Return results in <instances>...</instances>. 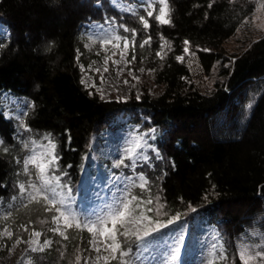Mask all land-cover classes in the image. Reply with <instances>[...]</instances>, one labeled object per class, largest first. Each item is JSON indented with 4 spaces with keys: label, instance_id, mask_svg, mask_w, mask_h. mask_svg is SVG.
I'll return each mask as SVG.
<instances>
[{
    "label": "trees",
    "instance_id": "16d2710c",
    "mask_svg": "<svg viewBox=\"0 0 264 264\" xmlns=\"http://www.w3.org/2000/svg\"><path fill=\"white\" fill-rule=\"evenodd\" d=\"M152 6L155 16L160 5ZM168 6L171 23L161 25L139 0H0V225L15 231L36 217L47 219L43 239L52 238L54 246L39 252L41 262L30 256L31 264H67L54 249L72 253L91 238L74 223L65 229L62 219L69 238L57 235L51 230L55 210L45 211L50 206L44 200H29L30 186L39 187L38 170H25V161L49 140L58 160L47 174L59 176L50 187L79 217L88 210L85 196L112 176L125 179L120 195L152 200L150 217L157 199L165 221L198 210L199 244L214 239L198 264H241L235 237H244L249 226L264 234V34L236 53L224 48L254 2L168 0ZM98 28L110 38H128L134 62L154 68L160 94L105 100L83 86L84 46ZM125 28L136 32L134 48ZM148 37L150 43L140 47ZM185 41L204 72L217 63L219 78L210 89L185 83L188 67L177 60ZM126 123L152 132L133 155L92 164L91 139ZM121 242L131 264L146 247L134 238ZM221 252L226 261L219 260Z\"/></svg>",
    "mask_w": 264,
    "mask_h": 264
},
{
    "label": "rangeland",
    "instance_id": "374dc122",
    "mask_svg": "<svg viewBox=\"0 0 264 264\" xmlns=\"http://www.w3.org/2000/svg\"><path fill=\"white\" fill-rule=\"evenodd\" d=\"M139 1L148 5L157 0ZM252 1L254 2V10L237 27L233 35L224 42V48L229 53L244 50L251 41L264 34V0ZM109 38L107 30L98 28L97 32L85 43L84 48L88 54L84 59L87 60V64H80V78L81 80L82 78L85 79L89 85L94 84L95 87H85V84L83 86L105 100H138L144 96L155 97L160 94L162 87L155 79L154 68L145 63L134 62L133 56L129 53V48L124 59L121 60L120 54L124 51L123 40L117 42L113 39L111 43L102 45L101 42ZM117 43L119 44L118 47L116 46ZM106 56L110 57L107 65L104 62ZM113 61H120V63L115 64ZM127 61H130V63ZM184 62L188 67V75L184 78L187 85L192 84L201 90H207L219 78L217 63L206 73L201 68L196 55L185 56ZM105 67H107V71H105ZM118 121L125 123L126 118L119 117ZM149 132H152V129L146 131L140 124L126 123L125 128L106 133L101 139L96 136L93 137L90 143L92 164L99 166L102 160L105 159L113 162L122 156L133 155L144 143V135ZM47 145L36 146L32 156H39L41 153L47 152ZM124 182V178L111 176L106 180L103 188H94L90 191L85 196L88 206L85 217H94V214H99L103 209L117 202V198L121 196ZM161 205V202L157 199L155 210ZM198 213V210L192 211L191 215L181 217L175 224L153 233L151 237L146 239V247L140 252L133 264H198V259L202 258L209 244L214 241L211 236L207 239V242L199 244L200 239L202 240L203 228H200L201 225L196 222ZM136 215H139V213L137 212ZM162 215L163 212L160 208L159 212L154 213L152 220H159L161 223L166 224L167 221L162 219ZM62 225L60 221L61 231H63ZM145 225H148L147 221H143L141 224H126L125 227L135 230L136 227H144ZM152 226L155 225H149V227ZM25 227L28 228V231L24 230ZM5 229L11 231L13 236L10 239L0 237V264H31L30 256H37L39 262L44 260L39 254L41 251H32L33 246L28 243L16 244V240L19 238L21 241H29L32 239L31 232L35 230L42 234L38 239L43 249L47 247L43 246L44 240L50 241L49 245H51L52 238L43 239V236L48 235L47 219L36 217L35 220L27 222L22 229L15 231L11 230L10 226L0 225V233H3ZM246 231L248 232L244 234V237H235L238 239H235L237 253L242 246L258 252L264 251V234L256 231L251 226ZM55 233L59 235L57 232ZM90 236V239H92V234ZM97 239H99L98 236ZM52 245L54 246V242ZM98 246L101 247L100 253L93 251L89 243L85 247H79L72 253L70 251L65 253L62 246H57L54 253L58 254V257H66L67 264H76L78 256L80 257V264H84L86 259L88 264H95V257L98 254L101 256L110 255L103 244ZM192 247H194V250H190ZM99 264H104L103 260Z\"/></svg>",
    "mask_w": 264,
    "mask_h": 264
},
{
    "label": "snow or ice",
    "instance_id": "6c2138e0",
    "mask_svg": "<svg viewBox=\"0 0 264 264\" xmlns=\"http://www.w3.org/2000/svg\"><path fill=\"white\" fill-rule=\"evenodd\" d=\"M159 3V12L154 16V9L151 3L147 5L145 9L147 17L151 18L154 16L155 20L161 24H170V13L171 9L168 6V0H157ZM212 5L209 4V7ZM151 9V10H150ZM140 20L143 24L144 29H148L150 27L149 22L145 19L144 16L140 17ZM123 27V25H121ZM126 32H131L132 36V45L133 48L135 46V30H130L125 28ZM117 42L123 40L124 43V51L121 52V60L124 59L127 54V50L129 48V40L127 37H111L107 40L102 41L103 44L111 43L112 40ZM151 41V37L145 39L140 47H144L149 44ZM185 48L183 49L184 55L177 56V60L183 62L185 56H194L195 53L191 52L188 44V41L184 42ZM117 47L119 44L117 43ZM161 48H164V45H161ZM204 51H208L205 49ZM115 55V53H113ZM157 56L162 57L161 52H157ZM110 57H105V65H107V61ZM135 59V56H133ZM130 63V61H127ZM115 64H119L120 61H113ZM98 71V70H97ZM105 71H107V67H105ZM102 78V77H101ZM82 84H85V87H95L94 84L89 85L85 79L82 78ZM251 107V104L248 105ZM48 151L45 153H41L39 156L33 155L27 161H25V170L28 169L29 165L35 166L38 170L37 180L39 182V187L36 184L31 185L30 187L33 191L29 194V200L34 202H39L40 200H44L47 205L50 207H46L45 211L55 210L57 215L52 217L53 223L56 224V227L51 229L52 231L57 232L64 239H68L69 237L66 235L65 231H61L60 221L61 219L64 222L65 229L71 228L73 223L77 229H83L92 234V239L89 240V244L92 246L93 251L96 253L101 252V247L98 246L103 244L105 250L110 252L109 256H101L97 255L95 257V264H99L101 260H103L104 264H110L111 261H116L117 264H131V261H126L124 258L128 255L126 251L122 248L121 238L124 241L134 238L138 242H144L147 238L151 237L153 233L159 232L161 228L168 227L169 225L175 224L177 221L181 219V214H177L176 216L170 217L167 220V223H161L159 220H152V217L148 216L146 213H150L153 211L151 207H147V205H151L152 200H139L138 197L132 196L130 193L127 195H121L117 198V202L108 206L104 210H102L99 214H94V217H79L76 214L72 213L69 210V207L65 205L63 200L58 201L55 197V190L50 186L54 182L59 181V176H49L48 170L55 166L56 161L58 160V156L54 154L55 152V144L49 140L47 145ZM141 184L140 187L144 188L146 185V181L143 177H140ZM21 191H25L24 185H20ZM53 193L51 196L48 193ZM70 198V197H69ZM163 206H159L156 211L159 212L160 208ZM195 211V209H192ZM139 215H136V213ZM7 219V217H5ZM143 221H147L148 225L144 227H136L135 230L129 229L125 227L126 224H141ZM109 224L111 227H109ZM155 225L149 227V225ZM120 226L118 229L117 226ZM123 229V230H120ZM25 231H28V228H24ZM31 237L29 241H21L19 238L16 240V244L20 243H28L32 247V251H42L43 247L40 246L39 237L42 235L39 231L33 230L31 232ZM13 233L4 230L3 233H0V237L11 238ZM97 236L99 239H97ZM110 241V243H109ZM50 244V241L44 240L43 246L46 247ZM177 251H179L177 249ZM239 260L241 264H264V251H254L247 247L242 246L238 252ZM220 261H226L227 257L223 254V252L219 255ZM76 264H80V257L76 258ZM84 264H88V260H84ZM210 264H216L215 261L210 262Z\"/></svg>",
    "mask_w": 264,
    "mask_h": 264
}]
</instances>
